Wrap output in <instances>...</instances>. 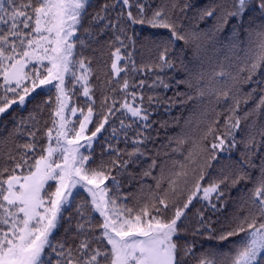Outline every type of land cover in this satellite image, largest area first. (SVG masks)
I'll list each match as a JSON object with an SVG mask.
<instances>
[{
    "label": "snow or ice",
    "instance_id": "6c2138e0",
    "mask_svg": "<svg viewBox=\"0 0 264 264\" xmlns=\"http://www.w3.org/2000/svg\"><path fill=\"white\" fill-rule=\"evenodd\" d=\"M122 3L128 9L126 16L121 11L116 21L104 25L105 28L111 27L114 30V40L110 44L119 45L111 52L113 77H118L125 71L119 67L120 62L125 59L122 55L123 39L120 35H115L118 27L121 33L125 31V22L147 23L154 28L168 29L170 37L163 42L159 63L156 65L160 71L173 67L169 53L176 41H184L186 44L193 42L196 43L197 50L200 48L198 41L201 34L193 32L186 35L179 31L180 26L171 22L162 8L146 18L144 5L137 3L138 13L133 15L130 0H122ZM88 6L89 0H0V25H4L0 28V114H5L13 105H25L26 98L37 89H55V107L51 110L52 125L45 132L46 145L37 152L39 128L28 131L25 133L28 141L16 144L17 149H20L17 155L8 156L11 166H0V264H47L44 256L48 248L56 252L58 259L55 264H186L187 258L194 254L192 243H180L184 231L181 225L186 219L187 210L194 200L206 201L216 209L217 204L213 200L222 201L224 193L220 186L230 177L205 186L203 182L206 171L202 166L198 170L193 150H189L184 161H173V167L167 174L164 166L160 165L161 174L153 177L156 181L155 190L150 192L142 204L140 198H137L139 207H129L127 200L130 194L121 192L122 182L118 177L127 172L130 164H137L145 155L142 146L149 137L143 136L142 132H138L132 141V151L125 153L127 159L122 160L121 152L112 149L116 158L110 164L101 163L96 167H89L91 154L85 155L81 148H92L93 140L104 129L109 116L114 114L116 101L113 100L112 105L107 107V114L95 131L90 136L86 135L94 116L90 82L92 69L82 55L77 59L76 49L78 45L81 48L87 46L86 39L79 32L83 27ZM108 8L109 5H105L101 12H107ZM250 9L264 18V0H232L231 7L222 10L219 16L217 9L212 7L203 10L200 19L216 17L210 30L212 39L231 20H236L237 26L233 30L235 35L232 39L239 40V28L243 25L244 15ZM104 19L106 17L100 13L93 16L89 27L84 29L85 37L94 39L91 29ZM246 33L250 44L253 42V34L258 42L254 48L249 49L251 54L245 65L236 76H230L223 71L216 74L217 77L227 76L233 81L231 86L225 81L222 90L213 89L217 101L222 98L225 103L232 100L233 104L224 120V132L215 135L210 149H204L212 152V160L216 158L217 151H223L227 146L236 147L235 132L241 123L237 112L241 100L247 103L255 99L259 88V82L254 81L253 77L264 69V24L259 26V30L246 29ZM203 35L207 37L209 32L206 31ZM128 57L131 58V53ZM245 72L246 77L243 76ZM157 80L164 87L168 86L163 79L158 77ZM240 81L245 84L256 83L257 87L241 96V88L236 87ZM143 84L141 81L140 86L143 87ZM152 86H156V82ZM128 87L126 79L121 91L126 93ZM260 91L264 93V88H260ZM77 92H82L91 102L87 114L71 104V99ZM199 95H204L203 91ZM151 99L149 97L150 102ZM135 101L136 95L133 93L132 102L129 103L126 98L121 109L134 122L143 121L144 128L150 127L146 123L148 114L142 107L143 97L140 105ZM107 102L108 97H105L102 107ZM51 104L49 97L40 106L41 111ZM69 109L72 116H76L79 111L83 117L79 121L78 129L67 115ZM261 111H264V94L260 95L254 109L245 113V119L252 112L260 114ZM29 119L39 123L34 115ZM126 127L131 126H126L121 121V128ZM21 131L17 124L14 132L9 135L15 139ZM115 131L113 129V134ZM215 132L214 126L209 127L205 138ZM260 137L257 141L255 135H252L245 142L247 156L240 163L238 174L231 179L233 187L241 181H250L252 176L247 169L258 168L256 185L249 190L251 195L247 200L250 210L243 218L236 217L237 222L221 231L218 236L208 237L221 242L243 234L242 238L233 245L232 250L220 254L219 261L217 254H213L211 259L202 254L197 264H264V156L260 157L259 165L253 159L259 154L260 145L264 144V130ZM229 139L230 145L226 143ZM179 143L183 145L185 141L180 140ZM173 151L178 152L180 148ZM156 167L157 161L153 159L148 169L144 170L143 176H150L152 169ZM113 170H116L115 175ZM128 175L131 183V179L135 177L131 173ZM191 180L194 183L187 187ZM165 182L167 187H164ZM76 188L87 193L84 203L76 207L73 239L77 243L73 246L59 242L57 250L51 237L63 221V212L71 205L73 190ZM185 196L181 206L179 200ZM219 207L223 208L225 204L221 202ZM199 215L200 227L193 235L199 233L200 228L211 234L214 230L203 223V213Z\"/></svg>",
    "mask_w": 264,
    "mask_h": 264
},
{
    "label": "trees",
    "instance_id": "16d2710c",
    "mask_svg": "<svg viewBox=\"0 0 264 264\" xmlns=\"http://www.w3.org/2000/svg\"><path fill=\"white\" fill-rule=\"evenodd\" d=\"M130 3H132L133 15L138 13L137 3L144 5L146 18H150L154 11L162 8L170 21L180 26L179 31L186 35L193 32L201 34L198 41L200 48L197 50L196 43L193 42L186 44L184 41H176L169 53L173 67L160 71L156 65L159 63L158 58L163 48V42H166L170 37L168 29L154 28L147 23L130 24L125 22L123 33L119 31V27L115 30V35H120L124 43L122 55L125 59L120 62L119 67L125 71L121 72L118 77H113L111 75V52L119 45L110 44L114 40V30L111 27L105 28L104 25L110 21H116L117 15L121 11L126 16L128 9L124 7L122 0L89 1L83 27L79 32V35L86 39L87 46L81 48L78 45L76 49L77 59L82 55L86 62L90 63L92 69L90 82L94 100V116L93 122L88 126V135L95 131L101 119L107 114V107L112 105L113 100L116 101L114 114L109 116L108 123L97 135L89 151L92 157L89 167H96L101 163L110 164L116 158L112 149L121 152L122 160L127 159L125 153L132 151V141L137 137V133L142 132L143 136L149 137L142 146L145 155L140 158L137 164H130L127 172L118 177L122 182L121 192L130 194L127 200L128 206L139 207L140 205H137L136 202L137 198H140L142 204L150 192L155 190L156 181L153 177H158L161 174L160 165L164 166L165 174H167L173 167V161H184L189 150H193L198 170L202 166L206 171V179L203 182L205 186L210 182L223 180L224 177H230V179L220 186L224 193L222 201L213 200V203L217 204L216 209H213L206 201H193L187 210L186 219L181 225L184 231L180 243L183 244L187 241L194 245V254L187 258L186 264H197L202 254H206L209 259L213 254H217L216 258L219 261L220 254L232 250L233 245L241 240L243 234L231 237L224 242L208 237L209 235L218 236L221 231L230 228L234 222H237L236 217L243 218L248 213L250 205L247 200L251 195L249 190L254 189L259 175L258 168H248L252 179L241 181L235 187L231 186V179L238 174L240 163L247 156L245 142L252 135H255L256 140L259 141L260 133L264 130V111H261L260 114L252 112L245 119V113L254 109L260 95L264 94L260 91V88H264V69H261L253 77L254 81L259 82L255 99L247 103L241 100L240 109L237 112L241 123L235 132L236 147L227 146L223 151H217L214 160L211 159L212 152L204 151V149H210L215 135L224 132V120L229 115V109L233 102L229 100L225 103L222 98L218 102L213 89L222 90L225 81L229 86L232 85L233 81L229 77L220 78L216 74L223 71L230 76H236L251 54L249 49L254 48L255 43L258 42L253 34V42L249 43L246 29L259 30V26L264 24V18L257 11L250 9L244 15L243 25L239 28V40L232 39V36L235 35L233 30L237 26L236 20H231L224 30L218 33L215 39H212L210 30L215 24L216 17L201 20V12L215 7L217 16H219L222 10L231 7L232 0H130ZM105 5H109L108 11L101 12ZM97 13L105 16L106 19L92 27L94 39L85 37L84 29L89 27L91 18ZM101 29H103L102 32ZM206 31L209 32L207 37L203 35ZM129 53H131V58L128 57ZM243 76L246 77L247 72L243 73ZM158 77L163 79L168 86L164 87L159 84ZM126 79L129 87L125 93L121 91V86ZM141 81L144 82L143 87L140 86ZM154 82H156V86L153 87ZM236 87L241 88L240 95L242 96L243 93L256 88L257 84H245L240 81ZM201 91L204 93L202 96L199 95ZM233 91H235L234 88ZM133 93L136 95L135 103L137 105L141 104V97H143L142 107L148 114L146 123L150 127L144 128L145 122L143 121L134 122L133 118L126 115L125 110L121 109V104L126 98L129 103L132 102ZM49 97H51L52 104L44 107L41 111L40 106ZM105 97H108V102L102 107ZM149 97L152 98L151 102ZM89 103L91 102L81 92H77L71 99L72 106L83 109L85 114H87ZM54 107L55 89L44 88L36 90L26 98L25 105H13L5 114L0 115V166H11L12 162L8 160V156L10 154L17 155L20 149H17L16 144L28 141V137L25 135L28 131H36L39 128L37 152L46 145L45 132L52 125L51 110ZM33 115L39 122L38 124L29 119ZM81 118L83 117L80 114L74 117L75 126ZM234 119L233 117V122ZM217 120L218 123L214 124ZM22 121L23 123H21ZM121 121L131 127L122 129ZM17 124L20 125L22 131L13 139L9 134L14 132ZM211 126L215 127L216 132L205 138ZM113 129L116 130L115 134H113ZM180 140H184L185 143L181 145ZM226 143L230 145V139ZM175 148H180V151L174 152ZM261 156H264V144L260 145L259 154L253 157L257 165L260 163ZM153 159L157 161V167L152 169L150 176H143L144 170L148 169ZM128 173L135 177L131 179V183H129ZM115 174L116 170H113V175ZM192 183L194 180H191L187 187H191ZM164 187H167L166 182ZM185 198L186 196L180 198L181 206ZM221 202L225 204V207H219ZM76 207V204H72L63 213L64 219L53 235V241L57 248L59 242L73 246L77 243L73 239ZM200 213H203V223L214 230L211 234L204 228H200V232L193 235L200 227ZM168 216H171V212L168 213ZM96 222H99L98 216ZM66 229L69 231L66 232Z\"/></svg>",
    "mask_w": 264,
    "mask_h": 264
},
{
    "label": "rangeland",
    "instance_id": "374dc122",
    "mask_svg": "<svg viewBox=\"0 0 264 264\" xmlns=\"http://www.w3.org/2000/svg\"><path fill=\"white\" fill-rule=\"evenodd\" d=\"M89 1H90V0H89ZM3 27H4V25H0V28H3ZM29 86H30V85H29ZM37 90H38V89H37ZM81 94H82V92H81ZM0 115H2V114H0ZM67 115H68L69 119L73 121V120H74V117H76V116L79 115V112H77L76 116H72V115H71V112H70V109H69L68 112H67ZM81 119H83V118H81ZM81 119H80V120H81ZM80 120H79V121H80ZM76 128H77V129L79 128V123L76 125ZM86 135H88L87 132H86ZM89 136H90V135H89ZM94 141H95V139L93 140V143H94ZM81 143L83 144V141H81ZM92 145H93V144H92ZM90 150H91V149H89V148H87V147H82V148H81V152L84 153L85 155H88V153H89ZM86 198H87V193L84 192L83 189H81V188H76V189L73 190V197L71 198V205H72V204L80 205V204L84 203V201H85ZM71 205H70V206H71ZM70 206H68L67 208H69ZM63 213H64V212H63ZM55 231H56V230H55ZM55 231H54V233H55ZM53 235H54V234H53ZM53 235H52V237H51V240H52L53 245L56 246V244H55L54 241H53ZM57 250H58V248H57ZM44 259H45V261L47 262V264H55V261L58 259V257H57V255H56V252L53 251L52 248H48V249L46 250V253H45Z\"/></svg>",
    "mask_w": 264,
    "mask_h": 264
}]
</instances>
